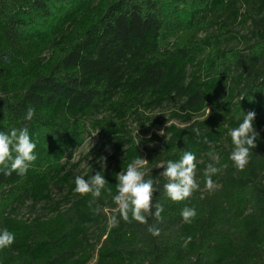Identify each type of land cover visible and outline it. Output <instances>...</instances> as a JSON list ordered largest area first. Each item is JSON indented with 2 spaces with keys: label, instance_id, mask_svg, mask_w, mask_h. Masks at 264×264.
I'll use <instances>...</instances> for the list:
<instances>
[{
  "label": "trees",
  "instance_id": "16d2710c",
  "mask_svg": "<svg viewBox=\"0 0 264 264\" xmlns=\"http://www.w3.org/2000/svg\"><path fill=\"white\" fill-rule=\"evenodd\" d=\"M170 104L181 125L157 119L159 151L133 141L129 119ZM249 111L259 137L241 171L229 159L228 132ZM23 127L37 160L22 177L0 172V230L15 234L0 264H264V0H0V132ZM93 130L116 141L109 160L120 156L110 172L93 165L84 177L104 173L108 184L96 202L70 184L65 207L20 216L19 205L49 204L52 186L69 184V158ZM184 151L203 165L213 152L216 167L227 165L212 176L215 189L201 172L199 189L173 202L160 171L146 172L159 181L153 204H162L163 219L148 224L160 235L118 213L110 228L116 174L138 156L150 168ZM185 206L197 210L190 224Z\"/></svg>",
  "mask_w": 264,
  "mask_h": 264
},
{
  "label": "clouds",
  "instance_id": "9594fccd",
  "mask_svg": "<svg viewBox=\"0 0 264 264\" xmlns=\"http://www.w3.org/2000/svg\"><path fill=\"white\" fill-rule=\"evenodd\" d=\"M210 112L211 109H209V114ZM34 114L35 109L29 107L25 119L31 121ZM255 116L256 113L254 111H249L244 114L243 121L239 126L229 129L228 132L234 145L229 159L241 171L249 163L252 149L257 147L256 140L259 137V133L253 126ZM193 132L197 136L200 135L198 128H193ZM160 134L164 135L163 132ZM205 142H208L206 137ZM35 149L36 143L33 142L27 127L13 128L10 134L0 132V172L4 176H11L13 173L21 177L25 176L30 166L37 160V156L34 154ZM208 155L215 162L208 164L204 172L206 188L212 191L216 187L212 176L218 174L227 165L216 167L215 165L220 162L219 156L213 152H209ZM195 161L196 157L191 151H184L178 161L169 160L166 166L164 162L157 165L158 168L164 169L159 175L168 181L163 187L165 195L173 202L184 201L199 189L200 186L196 180ZM148 163V160L138 156L127 165L126 171L116 174L118 194L113 197V201L117 208L109 217L110 228L119 225L118 213L125 222L131 223L134 220L140 224L148 225L147 231L151 235H160L158 227L148 224L149 217L162 221L161 213L164 210L159 202L153 204L154 194L158 191L156 185H158L159 181H154L151 178L145 179V169ZM101 167L103 168L104 165L102 164ZM106 184L108 182L104 178L102 171H97L95 175L90 176L87 180L84 176H77L75 178V192L80 195L91 194V205L101 196L102 190L106 189ZM107 191L110 192L111 189H107ZM153 208L155 211H153ZM181 216L184 223L190 224L196 218L197 210L194 207L185 206L181 211ZM191 239V236L183 238L182 246L186 248ZM14 241V233L8 231L7 228L0 230V250L10 247Z\"/></svg>",
  "mask_w": 264,
  "mask_h": 264
},
{
  "label": "rangeland",
  "instance_id": "374dc122",
  "mask_svg": "<svg viewBox=\"0 0 264 264\" xmlns=\"http://www.w3.org/2000/svg\"><path fill=\"white\" fill-rule=\"evenodd\" d=\"M188 8L189 7L187 5L181 6V17H188ZM237 28L242 33L248 32L249 29L246 26H241L240 28L238 27V25L236 29ZM175 110L176 107L172 104L164 105L155 110L144 111L141 117L129 119L127 126L129 133L131 134V138L134 139L133 141H135L136 143H142L147 148L152 149V151L154 152L159 151V140L153 138V134L161 136L160 133L163 132V130L156 129L154 124L157 119H159L161 121L167 122V124L181 125L178 123L177 120L171 119L170 117L171 112ZM115 142L116 141L114 140H108L102 137L98 130L91 131L90 134L87 135L83 145L73 152L66 165V171L69 173L70 176L69 184L66 186H52L50 194L51 203H41L33 206L30 204L29 201H26L24 204L18 206V214L22 217L34 216L37 214H46L48 213V209L53 206L54 203L57 202H63L62 207H65L66 204L64 200L67 197L69 185L75 184V178L77 176L86 177L89 174V171L93 167V165H95L94 167L99 166V168H102L101 165L103 164L104 167L102 169L107 170L108 172L114 169V167L116 166L115 162L120 158L119 154L117 153L113 161L109 160L111 155L115 154ZM223 148H225L226 150H230L227 142H224ZM218 152L219 150H217V153ZM143 158L145 159V155L143 156ZM212 162L214 161L212 160ZM212 162H206L205 165H203L202 159H197L196 165L200 166V169L196 166V177H198L201 172H203L202 174H204L208 164ZM154 170L160 171L161 173L164 169L155 166L146 168L145 172H154ZM196 180L198 182L200 181V178L198 177ZM103 212L106 213V216L108 217L110 216L112 209H110V207H106L103 209ZM96 233L97 228H93L90 231L89 234L91 236V240L95 238Z\"/></svg>",
  "mask_w": 264,
  "mask_h": 264
}]
</instances>
